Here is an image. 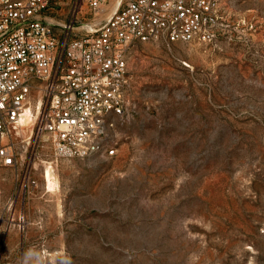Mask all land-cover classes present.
I'll list each match as a JSON object with an SVG mask.
<instances>
[{
    "label": "rangeland",
    "instance_id": "1",
    "mask_svg": "<svg viewBox=\"0 0 264 264\" xmlns=\"http://www.w3.org/2000/svg\"><path fill=\"white\" fill-rule=\"evenodd\" d=\"M224 3L214 42L130 52L114 158L0 165V264H264V1Z\"/></svg>",
    "mask_w": 264,
    "mask_h": 264
},
{
    "label": "built area",
    "instance_id": "2",
    "mask_svg": "<svg viewBox=\"0 0 264 264\" xmlns=\"http://www.w3.org/2000/svg\"><path fill=\"white\" fill-rule=\"evenodd\" d=\"M224 2L0 0V165L17 169L23 143L56 159L114 158L129 112L130 52L214 42L226 24Z\"/></svg>",
    "mask_w": 264,
    "mask_h": 264
},
{
    "label": "bare ground",
    "instance_id": "3",
    "mask_svg": "<svg viewBox=\"0 0 264 264\" xmlns=\"http://www.w3.org/2000/svg\"><path fill=\"white\" fill-rule=\"evenodd\" d=\"M32 125H33V110L28 108L25 112L24 118L21 121V128L19 130V133L21 135H23L22 131L23 130L25 131V129H27L29 131V134H30ZM43 177L45 180L46 190L48 192H51L52 194H55L59 189V185H58L57 179L54 175L52 166H49V167L47 166L46 170L44 171Z\"/></svg>",
    "mask_w": 264,
    "mask_h": 264
}]
</instances>
